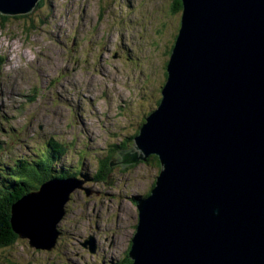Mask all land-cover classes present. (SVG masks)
<instances>
[{"label":"water","instance_id":"95a60500","mask_svg":"<svg viewBox=\"0 0 264 264\" xmlns=\"http://www.w3.org/2000/svg\"><path fill=\"white\" fill-rule=\"evenodd\" d=\"M38 1L0 0V14L29 13ZM181 2L158 108L133 147L109 161L123 169L155 155L160 164L149 192L132 199L138 226L127 256L130 264H264V0ZM83 183L51 179L24 194L12 205V230L50 251ZM83 245L95 252L92 238Z\"/></svg>","mask_w":264,"mask_h":264},{"label":"rangeland","instance_id":"374dc122","mask_svg":"<svg viewBox=\"0 0 264 264\" xmlns=\"http://www.w3.org/2000/svg\"><path fill=\"white\" fill-rule=\"evenodd\" d=\"M171 6L172 0H43L25 18L9 16L3 25L0 19V175L57 141L65 147L50 174L78 171L73 176L85 178L88 190L71 192L56 248L18 238L0 248V264H121L137 232L132 199L149 192L159 167L152 156L103 175L98 166L116 159L119 145L133 147L158 108L181 16ZM3 183L0 176L1 198ZM91 234L94 253L81 246Z\"/></svg>","mask_w":264,"mask_h":264},{"label":"trees","instance_id":"16d2710c","mask_svg":"<svg viewBox=\"0 0 264 264\" xmlns=\"http://www.w3.org/2000/svg\"><path fill=\"white\" fill-rule=\"evenodd\" d=\"M43 0H39L36 4V6L33 8L35 10L38 6L42 4ZM171 10L174 12H181L182 10V2L181 0H172V6ZM30 13V12H29ZM21 14V15H9L14 18H25L26 15L29 14ZM8 15H2L0 14V19L3 25V21L9 18ZM180 25V23H179ZM178 25V28H179ZM178 32V30H177ZM177 34V33H176ZM174 43V42H173ZM173 46V44H172ZM172 48V47H171ZM171 51V50H170ZM168 61V60H167ZM3 62V61H2ZM1 62V63H2ZM167 64V62H166ZM167 73H166V65H165V77L164 82L166 81ZM49 142V143H48ZM124 145H119L118 148L122 149L124 148ZM64 144H61L57 141H47L44 146L36 152L37 157L34 160L28 161L24 160L22 158H19L13 162L12 165H10L9 169L3 168V174L0 175L3 179V181H6L5 184H7L6 187H4L3 183V189L6 190L7 196L4 198H1L0 194V248L9 246L16 242L18 238H20L11 227V210L12 205L20 199L24 194L31 192L29 190V184L37 190L41 183H43L46 180H50L53 178H64L67 177H77L73 176V174H77L78 171L74 173H65L64 171H57L53 174H50L51 172V162L56 161L60 154L64 151ZM116 147V146H115ZM114 147V148H115ZM118 149V150H119ZM110 153L112 152L111 149H109ZM152 156V161H154L157 166L160 169V164L158 161V158L155 155ZM148 157L145 159L147 160ZM144 160V161H145ZM109 157H105L103 161H101V164L98 166V173L103 175L106 173V171L109 170ZM35 170H37L40 175L35 174ZM7 172V173H4ZM30 178H32V183H29ZM81 178V177H78ZM33 190V191H35ZM29 245V243H28ZM30 246V245H29ZM131 260L127 256V252L123 260L121 261V264H130Z\"/></svg>","mask_w":264,"mask_h":264},{"label":"flooded vegetation","instance_id":"af4514ba","mask_svg":"<svg viewBox=\"0 0 264 264\" xmlns=\"http://www.w3.org/2000/svg\"><path fill=\"white\" fill-rule=\"evenodd\" d=\"M91 236V237H90ZM92 238L93 237V235L91 234V235H88V237L87 238ZM86 238V239H87ZM93 239V238H92ZM85 241V239L83 240V242ZM113 243V240L111 241V244ZM93 244H94V247H95V249H97L98 248V243H97V241H95V240H93ZM81 246L84 248V249H88V245H86V246H84V245H82V243H81ZM56 248V247H55Z\"/></svg>","mask_w":264,"mask_h":264},{"label":"bare ground","instance_id":"6f19581e","mask_svg":"<svg viewBox=\"0 0 264 264\" xmlns=\"http://www.w3.org/2000/svg\"><path fill=\"white\" fill-rule=\"evenodd\" d=\"M36 6V5H35ZM49 143V142H48ZM64 178H67V176H65ZM78 178V177H77ZM53 179H58V178H53ZM61 179H63V178H61ZM80 179H82V180H84V186L86 185V179L85 178H80ZM51 180V179H50ZM70 187V186H69ZM73 189H78V187H75V188H73ZM36 198H37V196H36ZM37 205H40L38 202H37Z\"/></svg>","mask_w":264,"mask_h":264}]
</instances>
